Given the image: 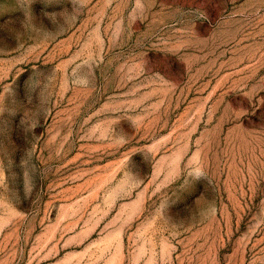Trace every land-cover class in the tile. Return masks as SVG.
Masks as SVG:
<instances>
[{"label":"rangeland","instance_id":"1","mask_svg":"<svg viewBox=\"0 0 264 264\" xmlns=\"http://www.w3.org/2000/svg\"><path fill=\"white\" fill-rule=\"evenodd\" d=\"M0 264H264V0H0Z\"/></svg>","mask_w":264,"mask_h":264}]
</instances>
